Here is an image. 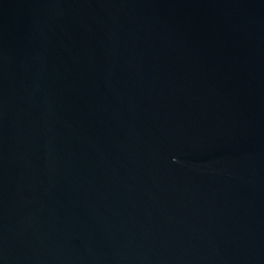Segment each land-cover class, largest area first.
Masks as SVG:
<instances>
[{
  "label": "water",
  "instance_id": "obj_1",
  "mask_svg": "<svg viewBox=\"0 0 264 264\" xmlns=\"http://www.w3.org/2000/svg\"><path fill=\"white\" fill-rule=\"evenodd\" d=\"M0 264H264V0H0Z\"/></svg>",
  "mask_w": 264,
  "mask_h": 264
}]
</instances>
